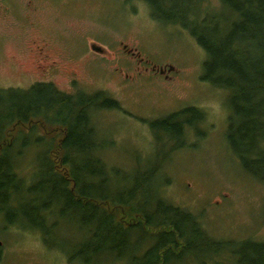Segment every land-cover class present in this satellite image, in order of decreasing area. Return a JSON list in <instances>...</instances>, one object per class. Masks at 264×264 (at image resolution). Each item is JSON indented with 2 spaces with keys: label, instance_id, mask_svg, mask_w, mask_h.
Instances as JSON below:
<instances>
[{
  "label": "rangeland",
  "instance_id": "374dc122",
  "mask_svg": "<svg viewBox=\"0 0 264 264\" xmlns=\"http://www.w3.org/2000/svg\"><path fill=\"white\" fill-rule=\"evenodd\" d=\"M203 5L216 9L221 2L206 0ZM93 42L105 53L93 50ZM207 56L189 28L155 19L145 0H0V89L50 81L64 92L104 90L119 101V107L91 108L96 152L108 179L91 174L101 163L86 158L81 161L85 180L97 182L99 192L121 197L137 183L136 200L146 209L155 210L158 197L179 204L197 214L217 239L264 240V181L243 167L227 138L229 90L203 78ZM153 64L174 68L167 77ZM192 105L202 116L185 122L182 134L150 125ZM15 124L7 132L13 138L26 136L27 126ZM47 129L38 124L29 143L18 139L12 148L26 183L11 199L0 200V264H130L152 243L144 232L120 229L108 236L107 225L98 221L102 213L89 205L74 208L67 198L50 195L49 187L35 200L22 191L36 173L47 172L45 151L56 157L58 169L70 166L60 162L63 131L55 125ZM100 203L105 210L115 206ZM138 205L129 201L125 207L137 211ZM114 215L127 222L136 213L115 210ZM95 228L100 230L96 237ZM226 253L206 258L205 264L224 263ZM205 255H191V264Z\"/></svg>",
  "mask_w": 264,
  "mask_h": 264
},
{
  "label": "trees",
  "instance_id": "16d2710c",
  "mask_svg": "<svg viewBox=\"0 0 264 264\" xmlns=\"http://www.w3.org/2000/svg\"><path fill=\"white\" fill-rule=\"evenodd\" d=\"M145 1L155 19L189 28L207 51L203 78L229 90L232 113L227 138L243 167L264 181V0H220L221 7L216 9L205 7L206 0ZM119 106V101L104 90L68 93L50 81H37L28 88H1L0 200L11 199V195L26 183L15 166L16 151L12 148L16 141L21 139L24 145L29 143L28 136L36 131L38 124L46 129L55 125L63 131L58 142L61 151L64 149L60 162L70 165L63 169L75 186L72 190L70 179L59 170L62 167L57 168L60 164L56 163V157L45 151L43 162H48L47 172L40 177V173H36L32 185L28 188L25 184L22 189L29 197L30 194L33 196L32 200L49 187L50 195L67 198L74 208L89 205L95 213L101 212L98 221L107 225L108 236L120 229L127 233L141 230L152 238V243L141 255L134 256L130 264H191L190 256L195 257L196 252L201 251L208 254L197 264H205L206 258L225 252L229 254L228 260L221 264H264V240L251 237L238 241L217 239L203 228L197 214L179 204L158 197L155 210L146 209L136 200L137 183L125 192L128 197H121L111 195L109 191L99 192L97 182L85 180L87 171L81 161L86 158L101 163L100 168L90 169L91 174L108 179L106 165L103 166V160L96 152L98 140L91 108ZM184 112H192L193 116L187 119L190 123L202 116V112L193 106ZM177 114L181 113H172L153 124L182 134L174 121ZM14 121L15 127L27 126L26 136L13 138L12 133L7 132V126ZM51 141L50 138L47 142ZM129 201L139 203L137 211L133 206L125 207ZM100 202L115 203V206L113 210H105ZM44 206L48 207L49 201H45ZM115 210L124 215L135 212L136 216L127 222L116 221ZM99 234L100 230L95 228L92 235Z\"/></svg>",
  "mask_w": 264,
  "mask_h": 264
},
{
  "label": "flooded vegetation",
  "instance_id": "af4514ba",
  "mask_svg": "<svg viewBox=\"0 0 264 264\" xmlns=\"http://www.w3.org/2000/svg\"><path fill=\"white\" fill-rule=\"evenodd\" d=\"M130 48L131 47H129V46H127L125 49L127 50V51H129L130 50ZM96 51V50H95ZM97 53H99V54H104L105 53V51H103V52H100V51H96ZM130 53H132L133 55H137V56H139V60H144V58L140 55V52L137 50V49H134V51L133 50H130ZM155 64H153V69L154 70H159V71H161V69L159 68V66L157 65L156 67L154 66ZM148 68V66H146V69ZM169 70H165V71H161V72H166L165 73V75L168 77V76H170V74L169 73H167ZM126 75H129L128 73H126ZM193 106V105H192ZM192 106H187V107H184V108H182V109H178V110H175V111H172V112H170V113H168L167 115H165V116H163V117H160V118H157V120L158 119H162V118H164V117H167V116H169L170 114H172V113H181L179 116H178V114L174 117V121L177 123L176 124V126L177 127H179V129H180V132L182 133L183 132V129H184V126H185V122H187V119L185 120V119H182L180 116L181 115H183L184 113H186V112H184L187 108H190V107H192ZM193 107H195V106H193ZM150 122H152V120L150 121ZM153 128H156V129H162L163 130V128L162 127H160V126H154V124H153V122H152V124H150ZM165 130V129H164ZM167 131V130H166ZM169 132V131H168ZM60 168V167H59ZM63 168V167H62ZM65 168V167H64ZM63 173L65 174V176H67L69 179H70V181H71V189L73 190L74 189V186H75V182L73 181V179H71V177H69L68 176V173H67V171L66 170H63ZM0 210H4V208H0ZM1 241H2V239H0ZM3 242V241H2ZM0 245H2V243L0 244ZM0 262H1V256H0ZM69 263V262H68Z\"/></svg>",
  "mask_w": 264,
  "mask_h": 264
},
{
  "label": "water",
  "instance_id": "95a60500",
  "mask_svg": "<svg viewBox=\"0 0 264 264\" xmlns=\"http://www.w3.org/2000/svg\"><path fill=\"white\" fill-rule=\"evenodd\" d=\"M127 46H128L127 44H124V47L125 48ZM91 47H92L93 50H96V51H100V52L105 51V48L101 44H98L96 42H93L92 45H91ZM130 50H133L134 51V48H130ZM154 66L156 67L157 65L155 64ZM159 68L161 69V71L172 70L174 68V65H172V64H169V65H159ZM1 243H2V241L0 240V244ZM67 264H72V263L69 262Z\"/></svg>",
  "mask_w": 264,
  "mask_h": 264
}]
</instances>
